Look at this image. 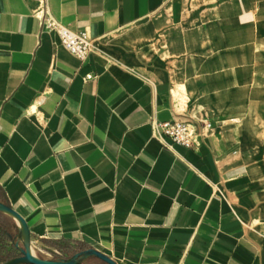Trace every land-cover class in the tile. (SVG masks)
Segmentation results:
<instances>
[{"label":"crops","instance_id":"1","mask_svg":"<svg viewBox=\"0 0 264 264\" xmlns=\"http://www.w3.org/2000/svg\"><path fill=\"white\" fill-rule=\"evenodd\" d=\"M174 2L0 0V200L33 245L95 248L118 264H264L244 220L254 180L236 128L199 123L194 148L155 129L194 120L144 56ZM228 4L264 38V0ZM48 16L87 31L91 54L67 50Z\"/></svg>","mask_w":264,"mask_h":264},{"label":"rangeland","instance_id":"2","mask_svg":"<svg viewBox=\"0 0 264 264\" xmlns=\"http://www.w3.org/2000/svg\"><path fill=\"white\" fill-rule=\"evenodd\" d=\"M252 33L224 0H176L149 34L144 56L169 77L174 102L194 116V130L199 123L236 128L238 159L254 180L244 220L264 248V38ZM16 232V221L0 212V263L20 254L10 236ZM66 245L56 253L38 240L33 249L44 258L73 255ZM85 264L107 263L91 257Z\"/></svg>","mask_w":264,"mask_h":264},{"label":"built area","instance_id":"3","mask_svg":"<svg viewBox=\"0 0 264 264\" xmlns=\"http://www.w3.org/2000/svg\"><path fill=\"white\" fill-rule=\"evenodd\" d=\"M46 27L54 30L59 36L60 43L72 54L80 59H86L94 49V39L87 31H75L62 24L53 16H48L45 20ZM211 126V123L206 125ZM157 133L170 140L173 144H180L188 148L195 147V135L193 122L180 120H168L156 122Z\"/></svg>","mask_w":264,"mask_h":264},{"label":"water","instance_id":"4","mask_svg":"<svg viewBox=\"0 0 264 264\" xmlns=\"http://www.w3.org/2000/svg\"><path fill=\"white\" fill-rule=\"evenodd\" d=\"M0 212L16 221L17 232L10 236L20 253L0 264H85L86 260L91 257L99 258L107 264H118L114 259L95 248L80 250L70 257L44 258L38 256L33 249L31 230L26 218L17 209L2 200H0Z\"/></svg>","mask_w":264,"mask_h":264}]
</instances>
